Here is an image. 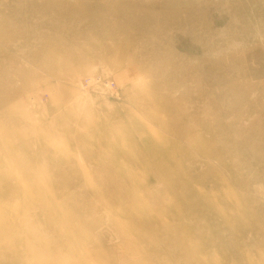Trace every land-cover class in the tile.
<instances>
[{"label": "rangeland", "instance_id": "obj_1", "mask_svg": "<svg viewBox=\"0 0 264 264\" xmlns=\"http://www.w3.org/2000/svg\"><path fill=\"white\" fill-rule=\"evenodd\" d=\"M0 264H264V0H0Z\"/></svg>", "mask_w": 264, "mask_h": 264}, {"label": "built area", "instance_id": "obj_2", "mask_svg": "<svg viewBox=\"0 0 264 264\" xmlns=\"http://www.w3.org/2000/svg\"><path fill=\"white\" fill-rule=\"evenodd\" d=\"M106 84H108V83H106ZM110 86H112V84H110Z\"/></svg>", "mask_w": 264, "mask_h": 264}]
</instances>
